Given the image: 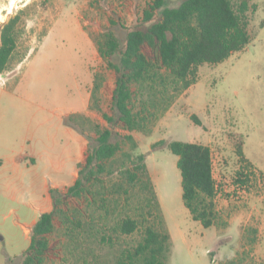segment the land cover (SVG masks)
Wrapping results in <instances>:
<instances>
[{
    "label": "rangeland",
    "instance_id": "rangeland-1",
    "mask_svg": "<svg viewBox=\"0 0 264 264\" xmlns=\"http://www.w3.org/2000/svg\"><path fill=\"white\" fill-rule=\"evenodd\" d=\"M153 1L0 0V37L3 26L19 17L16 49L0 75V160L23 149L44 152L39 165L0 173V223L9 219L3 224L9 230L5 243L11 264H23L31 239L14 221L25 228L34 221L32 209L42 208L40 190L47 180L49 196L52 189L65 195L74 185L79 165L96 144L95 125L112 130V142L121 150L105 163L107 172L93 184L91 195L62 199L60 208L69 218H55L44 264H118L142 242L148 226L172 233L166 264H264V0H251L249 45L220 64L201 66L188 90L164 71L155 81L135 86L132 107L141 112L144 128L129 133L113 109L116 73L96 42L111 30L123 47L128 31L146 29L143 14ZM183 1L168 0V6ZM232 3L237 8L239 0ZM143 52L157 61L149 47ZM95 79L101 84L96 99ZM69 117L74 131L85 133L80 151L66 128ZM243 140L244 156L259 172L245 191L236 188L241 171L237 144ZM172 141L199 143L212 151L220 217L214 229L194 221L184 204L181 181L172 172L181 177L168 147ZM140 155L147 166L149 158L163 216L152 181L136 171ZM31 183L36 191L24 188ZM127 217L139 223L131 235L120 230Z\"/></svg>",
    "mask_w": 264,
    "mask_h": 264
},
{
    "label": "trees",
    "instance_id": "trees-1",
    "mask_svg": "<svg viewBox=\"0 0 264 264\" xmlns=\"http://www.w3.org/2000/svg\"><path fill=\"white\" fill-rule=\"evenodd\" d=\"M251 0H239L236 8L232 0H184L177 7H169L168 0H154L143 14L146 29L134 28L128 31L125 45L122 47L114 32L108 30L96 42L98 52L106 61L107 67L116 73L113 95V109L118 121L129 133L143 130L141 112L135 113L132 105L134 87L148 81H155L165 72L171 80L188 90L196 83V76L201 66L217 65L229 59L234 53L244 50L251 41L249 32ZM257 10L254 5L253 9ZM19 17L3 26L0 37V75L9 64L16 49L15 27ZM149 47L156 56L151 61L143 52ZM95 79L92 98L96 99L101 84ZM111 125L115 119L102 113ZM192 120L200 124L193 115ZM65 124L78 130L70 123ZM95 146L91 148L84 164L79 165V176L74 185L63 195L59 190L50 191L53 200L51 212L43 213L33 227L31 243L23 254V264H44L50 249L48 235L55 231V218L68 220V214L60 208L62 199L72 197L80 199L91 195V187L107 172L105 163L113 159L121 147L112 142L113 131L94 126ZM85 135L83 131H80ZM126 140L137 146L134 137ZM237 154L241 162L238 182L245 184L244 171L253 166L244 156V140L238 142ZM170 151L178 157L177 167L181 174L182 198L191 218L199 222L204 229L216 227L220 217L216 209V180L213 169V156L210 147L190 142L172 141ZM136 171L147 175L151 183L145 157L137 158ZM133 175V178H136ZM152 184V183H151ZM152 191L161 214L160 204L152 184ZM137 220L127 217L121 221L120 230L124 235L138 231ZM171 236L167 230L158 231L153 226L144 230L143 240L134 251L124 254L118 264H166L172 247ZM12 262V260H11Z\"/></svg>",
    "mask_w": 264,
    "mask_h": 264
},
{
    "label": "crops",
    "instance_id": "crops-1",
    "mask_svg": "<svg viewBox=\"0 0 264 264\" xmlns=\"http://www.w3.org/2000/svg\"><path fill=\"white\" fill-rule=\"evenodd\" d=\"M62 120H63V123H64V119H62ZM66 128L69 130V132L71 134V140L74 142L75 145H77L79 147V151H80V149H82V147L86 143L84 137L82 135L76 133L74 131V129H72L71 127L67 126ZM30 152L31 153H28V152H26L25 149H23L20 152H15L14 155L9 157V158H7V157L1 158V160H0V162H1L0 173H6L10 169L9 167H11L13 170L20 171V170H23L24 168L28 169L29 165H34V166L39 165L40 162L44 158V156H42L44 154V152H41V153L37 152L36 153L34 151V149L32 151H30ZM21 158L23 160H21ZM30 160L31 161L32 160L33 161L36 160V162L35 163H31ZM177 163H178V157L176 156L175 164L177 165ZM147 164H148L147 167L150 169V167H149V158L147 160ZM172 172H173V175L176 178V180L178 178V181L180 182L181 181V177L179 176L178 172L175 171L174 169L172 170ZM149 174H150V178H151L152 184L154 186V189L156 191V195H157V198H158V201H159V204H160V208H163V205H162V202H161V197L159 195L157 186L155 185V178H154V176H153V174L151 172H149ZM214 177H215V175H214ZM24 188H26L29 191H32L33 189H35V191H36L35 183H31L29 185H26ZM48 190L49 189H48V180H47L45 182V184L41 187V190H40L41 191V199L39 201H40V203L42 205V208H38L37 207L36 209H32V211H34L35 214H36V218L34 219V221H32V223L27 228H25L23 226L21 227L20 224L18 223V221H14V225L16 227H19L20 229L21 228L24 229V233L26 234L27 239H28V234L29 233H31V235H32L33 227L39 221L40 216L43 213L51 212L52 209H53L52 205L50 204V196L51 195L50 196L48 195ZM44 191H45V193H44ZM29 208H31V207H29ZM216 209L218 211L217 206H216ZM162 216H163V211H162ZM8 220H9L8 218L7 219L4 218L3 223H5ZM164 222H166V221L164 220ZM3 223L2 224L0 223V264H11V260L12 259H11V256H10L9 252H8V247L6 246V243H5V240L8 237L9 230L7 229L6 225L3 224ZM166 224H167V222H166ZM166 224H165V226H167ZM214 228L215 227H212L210 229H214ZM166 230L168 231V233L171 236V241H173V236H172V233L170 232L169 228L166 227ZM28 240L31 243V239H28ZM16 258H17V256H16Z\"/></svg>",
    "mask_w": 264,
    "mask_h": 264
},
{
    "label": "built area",
    "instance_id": "built-area-1",
    "mask_svg": "<svg viewBox=\"0 0 264 264\" xmlns=\"http://www.w3.org/2000/svg\"><path fill=\"white\" fill-rule=\"evenodd\" d=\"M213 169H214V161H213ZM258 173L259 172L254 168L245 170L243 179L247 182L245 184H241V183L237 184L236 188L245 191L247 189V184L249 183V181L252 180L254 177L258 176ZM217 194H218V189H217Z\"/></svg>",
    "mask_w": 264,
    "mask_h": 264
}]
</instances>
